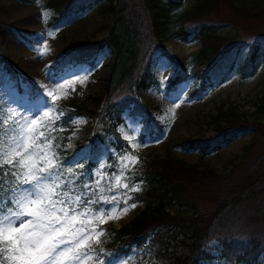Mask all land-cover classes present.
I'll return each instance as SVG.
<instances>
[{
	"label": "trees",
	"instance_id": "obj_1",
	"mask_svg": "<svg viewBox=\"0 0 264 264\" xmlns=\"http://www.w3.org/2000/svg\"><path fill=\"white\" fill-rule=\"evenodd\" d=\"M185 2L186 0L46 2L48 7L57 11L54 21L78 16L97 6L109 16L104 26L107 30L105 37L87 38L72 45L53 67L55 73H59L70 65L89 63L105 49H109L112 54L110 74L105 80L103 92L92 93L87 97L93 108H89L87 100L79 104L59 103L63 116L52 127L57 131L46 133V137L52 140L56 157L63 165V180L75 181V192L84 195L85 199H110L121 190V187L115 184L120 173L119 162L117 157L109 152L106 164L101 170L102 179L96 174L98 162H74L68 150L73 118H90L95 130L115 137L114 145L120 153L132 151L128 141L122 138L118 130L119 125L123 123V113L127 109H132L135 113H145L141 139L146 136L153 139L155 135H160L162 125L154 120L149 112L150 105L140 96L142 91L155 83L151 68L156 50L176 64L169 88H174L191 75V63L205 64V68L196 72L201 79L202 87L199 93L209 87H219L228 81L236 70L244 76L252 75L264 62V31H256L250 26L248 28L237 23L239 20L247 22L264 19V0H198L187 9L183 8ZM222 8L229 9L232 14L230 18L221 15ZM227 27L232 28L230 34L221 35L222 30ZM246 30V34L241 33ZM6 38L7 31L0 26V64L5 66L19 92L28 95L32 100L41 98L42 88L22 77L2 50L1 45ZM167 38L183 41L198 39L201 46L192 56L191 62H188L178 59L165 46ZM244 52L245 60L242 65H238ZM124 85H127L129 94L114 99L116 89ZM259 109L264 113V103ZM214 124L215 135L197 139L186 138L184 144L189 148L199 149L203 156H206L219 150L223 142H230L241 130L251 129L259 134L264 133L260 121L250 120L247 113L233 107L222 109L214 116ZM257 139L258 136H255L246 147L247 152L252 151ZM241 161L246 162L244 157H241ZM235 167L233 164L230 173ZM92 175H95L99 182L93 183L92 189L85 195L80 182L84 179L91 182ZM126 179L131 186L139 182L144 183L145 189L142 192H133L129 200L144 206L120 228H109L102 246L96 244L91 247L99 254L95 264H99L100 260L105 263L113 257L128 256L135 245L141 253L132 257L129 264H158L147 259L144 253L150 248L147 241L151 234L154 243L165 246V249L157 251V256L166 257L168 264H203L202 261L212 258L207 249L209 242L214 238L222 243L221 253L228 264H255L264 254V241L260 237L251 235L246 241H237L233 233L234 227L231 225L236 221L253 226L264 225V198L260 197L264 191V155L248 160L241 167V173L231 178L224 179V176L204 161L188 164L183 159L169 155L164 158L142 159ZM201 189L216 195L215 205L209 210L200 208L195 202V196L201 193ZM124 193L126 195V192ZM81 217L88 221V228L99 229L102 226L97 215ZM89 217L91 219H88ZM163 227H166V231L160 230ZM164 237L170 238L171 242ZM173 240L186 246L189 253L181 255L175 250H170L169 245H172ZM101 249L103 253H100Z\"/></svg>",
	"mask_w": 264,
	"mask_h": 264
},
{
	"label": "rangeland",
	"instance_id": "obj_2",
	"mask_svg": "<svg viewBox=\"0 0 264 264\" xmlns=\"http://www.w3.org/2000/svg\"><path fill=\"white\" fill-rule=\"evenodd\" d=\"M47 1L0 0V26L7 31L6 41L1 45L2 50L22 77H26L42 88L43 96L46 92L51 91L52 95L56 97L54 101L51 97L46 99V104L51 106L53 111L44 116V105L38 103L42 97L34 101L29 100L28 96L18 91L15 82L7 74L5 66L0 64V117L9 120L7 126L0 124V135H3L5 127L12 126V120L8 113L18 110L36 119V123L30 125L34 130L31 133L33 137H38L41 132L46 136L49 129L62 117L58 114L63 113L59 103L78 102L79 104L87 100V97L92 93H102L105 80L110 74L112 54L109 49L98 53L89 63L70 65L61 72L55 73L53 66L64 56L65 52L72 48V45L87 38L101 39L105 37L107 30L104 26L108 22L109 16L100 9V6H97L78 16L54 21L57 11L48 7ZM197 1L186 0L183 8H190ZM221 15L230 18L232 14L228 8H222ZM237 23L248 28L250 26L256 31H264V19L247 22L239 20ZM231 31L232 28L227 27L222 30L221 35H229ZM246 32L248 31H241L243 34ZM164 43L178 59L188 62H191L192 56L201 46L198 39L183 41L167 38ZM38 49L43 51V55ZM245 52L239 59L238 65L243 64ZM175 67L176 64L173 61L161 54L159 50L155 51L151 68L155 83L142 91L140 96L144 102L150 105L151 116L163 128L161 134L155 135V138L146 136L141 139L145 113H133L131 110H126L123 114V123L119 125L118 130L122 138L128 141L132 151L120 153L114 145L116 139L101 130H95L90 118L76 116L73 119V131L68 140V150H70L72 158L76 157V161L98 162L99 168L96 170V174L100 179L103 178L101 170L106 164L109 152L117 155L119 162L120 173L116 177L115 184L120 186L121 190L110 199L116 198L122 203L110 213L108 210L111 206L106 209L104 207L105 212L97 215V219L105 227L101 230L95 229V232L91 234V239L88 241L91 246L102 244L108 233L106 228L118 229L143 208L144 204L131 203L129 197L132 198L133 192H142L145 189L144 183L139 182L131 186L126 179L129 172L134 171L142 159L164 158L172 155L185 160L188 164L204 161L225 179L241 173V167L248 160L264 155V133L259 134L251 129L239 131L230 142H223L219 150L212 151L206 156H203L199 149L189 148L183 142L186 138L197 139L215 135L214 116L219 114L222 109L228 110L232 107L247 113L250 120L260 121L264 127V113L259 109L264 103V62L252 75L244 76L239 70H236L233 76L221 86L209 87L201 93H199L202 87L201 79L196 72L205 68L206 65L191 63L189 65L191 75L174 88H169V81L174 75ZM23 86L26 87L25 84ZM181 89H183L182 94H180ZM129 92L127 85H124L116 89L113 97L119 99ZM87 103H89V108H93L90 101L87 100ZM255 136H258V139L252 151L247 152L246 147ZM35 142L45 143L43 138ZM25 143L32 144L33 140L26 139ZM52 150L53 148L47 149V151ZM19 151L23 153L24 149H19ZM77 154L80 155L77 156ZM241 157H244L246 162L241 161ZM136 158L138 160L133 163ZM13 159L15 161L19 157L13 155ZM233 164L236 169L230 173ZM129 168L131 171L128 170ZM125 183L128 185L127 189L123 187ZM136 187L139 188L138 191L133 190ZM203 190L201 189V193L196 194V201H194L200 208L209 210L215 205L217 198L211 192ZM263 192L260 196L262 198H264ZM123 201H126V204ZM132 204L136 206L131 207ZM125 207H127V211H123ZM83 219L81 216L77 217V227H79V221ZM231 225L234 227L233 233L237 241H246L251 235H256L264 241V225L253 226L237 221ZM160 230L166 231V227ZM164 238L166 239V237ZM150 240L148 244L152 246L145 251L147 258L155 263L168 264L166 257L157 256V251L165 249V246ZM166 240L171 242L170 238ZM169 247L170 250H175L181 255L189 253L186 246L177 244L175 240ZM222 249L223 245L219 239H212L207 249L212 258L202 261L203 264H228L222 256ZM134 253H136V248L133 250ZM96 256L97 254L92 253L82 261V264H93ZM106 264L128 263L127 258L118 257ZM255 264H264V254Z\"/></svg>",
	"mask_w": 264,
	"mask_h": 264
},
{
	"label": "snow or ice",
	"instance_id": "obj_3",
	"mask_svg": "<svg viewBox=\"0 0 264 264\" xmlns=\"http://www.w3.org/2000/svg\"><path fill=\"white\" fill-rule=\"evenodd\" d=\"M38 51L43 55L42 50ZM182 92L183 89L180 94ZM48 97L53 101L56 99L48 91L38 102L44 105V116L53 111L46 104ZM8 116L12 126L5 127L3 135H0V264H82L85 258L96 252L88 243L95 228L86 227L88 221L85 220H80L77 227V217L103 214L104 205L111 206L110 213L122 201L103 197L85 199L84 195L77 194L76 182L63 180V165L55 151H47L52 149V140L43 132L38 137L31 135L34 130L30 125L35 124L36 119L18 110L8 113ZM8 123V119L0 117V124L7 126ZM41 138L44 144L35 142ZM26 139H32L33 143L26 144ZM19 149H24V152ZM13 155L19 159L14 161ZM73 160L75 162L76 157ZM128 170L131 171L130 168ZM8 177L10 179H6ZM90 180L80 182L85 195L93 183L99 182L95 175ZM123 187L127 189V183ZM133 190L138 191L139 188ZM123 211H127V207ZM100 253H103L102 249ZM99 264H104V261L100 260Z\"/></svg>",
	"mask_w": 264,
	"mask_h": 264
}]
</instances>
